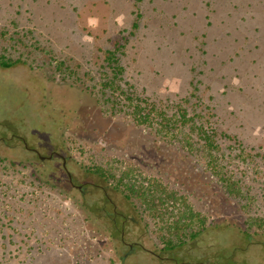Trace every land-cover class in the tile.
<instances>
[{"label": "rangeland", "instance_id": "rangeland-1", "mask_svg": "<svg viewBox=\"0 0 264 264\" xmlns=\"http://www.w3.org/2000/svg\"><path fill=\"white\" fill-rule=\"evenodd\" d=\"M0 57L14 62L0 66L2 140L45 150L75 134L76 168L154 169L171 178L170 229L190 217L200 230L176 262L131 252L120 228L74 219L85 212L49 177L42 190L4 160L0 264H264V0H0ZM201 123L216 131L219 173ZM107 185L127 211L125 241L157 251L162 218Z\"/></svg>", "mask_w": 264, "mask_h": 264}, {"label": "flooded vegetation", "instance_id": "flooded-vegetation-1", "mask_svg": "<svg viewBox=\"0 0 264 264\" xmlns=\"http://www.w3.org/2000/svg\"><path fill=\"white\" fill-rule=\"evenodd\" d=\"M15 135L11 134L9 140H2L0 138V163L6 160L5 166L3 169H9L12 166V163H18V166L21 165L24 167L29 166L32 170L30 174L35 173V176L30 175L31 180L34 185H36L42 190L44 185L40 182L41 177L46 176L51 179L50 183H47V188L55 189V191H61L69 198L70 203L75 206L80 207V210L85 212V215H80L79 218L73 217L77 220L84 221H96L103 228V219L104 221H110L112 223L113 229L120 228V241L123 242V245H126L131 252H136L138 250H146L152 256L156 258L165 259L167 261L176 262L177 258L174 256V252L177 247L187 246L188 241L192 240L194 237H190L191 232L181 233V238L184 241H180L179 244H176L174 247H170L171 244V235L169 230L168 222L170 220L167 217L168 209L167 200L169 193L164 192L160 194L162 188L168 185H171L170 177H163L160 179L157 174V171L154 172V169H122L117 173H114L111 169H104L103 166L100 167H85L76 168V162L72 160L70 151L76 148V136L71 134L67 136V139L60 140V142L51 143L45 150H39L35 147H28L27 143L23 137L19 136V139L16 142H13L11 139ZM20 146L22 150L17 151L15 155L11 156L8 150ZM28 150L32 152V156L28 155ZM67 151V153H65ZM37 158L38 161L34 159ZM18 160V162H16ZM73 163V165H72ZM160 171V170H159ZM158 171V172H159ZM107 182L113 183L112 188L117 192H121L122 196L128 200L134 201V204L138 207L137 211L141 212L140 206L148 205L149 209L145 212H149L151 209L150 216H158L162 218V221L168 225H164V232L159 236V248L158 250L149 249L143 245L141 241L134 240L132 242L125 241V227L128 225L124 222V217L127 214V211L117 210L118 202L112 196L109 195V187H107ZM38 184V185H37ZM50 184V185H49ZM59 194V192H57ZM166 193V194H165ZM112 206V208H110ZM156 206V208H154ZM100 207V212H96L97 208ZM156 210V214H155ZM139 213V214H140ZM138 225L140 218L137 215L132 213ZM141 215V214H140ZM197 219V218H196ZM158 220V219H157ZM198 235V234H196ZM175 241V240H174ZM139 247V249H137ZM163 254V255H162Z\"/></svg>", "mask_w": 264, "mask_h": 264}, {"label": "trees", "instance_id": "trees-1", "mask_svg": "<svg viewBox=\"0 0 264 264\" xmlns=\"http://www.w3.org/2000/svg\"><path fill=\"white\" fill-rule=\"evenodd\" d=\"M107 60H108V63H116L117 62V59H116V56H115V53L114 51H108L107 53ZM14 64L13 61H10V60H6L4 59L3 57H0V66L2 67H10ZM113 67V66H112ZM116 67L114 66L113 69H115ZM120 70V68L118 69ZM115 72H117V70H115ZM115 75H117L116 73H114ZM130 101H131V104L132 107H133V111L134 113H137L138 116H139V120L140 121H145L146 123H150V120L153 118L154 115L151 114V108L148 109V112H143V109L144 107H142L140 105V102L139 103H136L133 101V98L130 97ZM184 112L186 113V110H184ZM142 113V114H140ZM182 114V116H184V114ZM157 114H159V118L160 120L163 119L165 121H159V123L164 126L165 128L170 124V122L167 121V118L165 115H163V112H157ZM198 135L203 139V145H204V149L205 151V158L207 159V164L209 165V167L213 170V171H216L217 173H219V170L223 168V164L220 163L219 159H216L218 158L217 154H215V151H218L220 149L219 145H218V142L215 138L216 136V131L209 127L204 125L203 123L200 124V127H199V133ZM192 148V146H190V149ZM221 174V173H220ZM167 209V206L165 207ZM169 212V211H168ZM191 222V218H185L184 220H181V221H178L176 220L173 225L171 226V229L169 227V230H170V235H171V244H169L170 247H174L176 244H179L180 241H184L183 238H181V233H184L187 229L188 231L186 232H191L190 234V237H195L196 234H198L200 232L199 229H196V230H193V231H189V229L191 228L190 227V223ZM182 225H186L188 228L186 229L185 226H182ZM182 229V230H181ZM191 230V229H190ZM182 239V240H181ZM175 240V241H174ZM182 241V242H183Z\"/></svg>", "mask_w": 264, "mask_h": 264}]
</instances>
